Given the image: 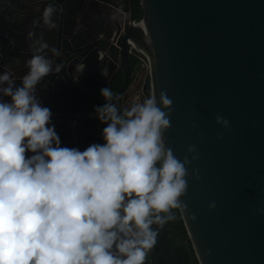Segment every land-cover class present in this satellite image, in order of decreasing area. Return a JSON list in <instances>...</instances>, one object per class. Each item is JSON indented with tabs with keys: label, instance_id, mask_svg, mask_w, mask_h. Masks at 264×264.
<instances>
[{
	"label": "water",
	"instance_id": "obj_1",
	"mask_svg": "<svg viewBox=\"0 0 264 264\" xmlns=\"http://www.w3.org/2000/svg\"><path fill=\"white\" fill-rule=\"evenodd\" d=\"M120 1L124 7L113 0H0V72L11 71L20 86L30 46L42 35L49 45L42 54L62 67L38 83L37 96L52 111L61 146L83 151L104 142L106 124L94 111L106 102L101 88L113 91L111 103L121 113L142 103L130 86L132 42L148 59L150 96L165 90L173 101L166 145L181 159L191 158L189 144L200 153L188 166V191L181 197L187 210L178 209L198 264H264V214L255 211L264 208V0H139L136 25L130 1ZM107 3L128 13L124 32H116L118 46L101 27L111 14ZM47 5L56 8L58 28L49 30L42 21L32 27ZM119 74L122 82L114 88ZM217 113L229 120V129L216 123ZM194 167L199 180L191 177ZM212 201L216 206L209 209ZM155 246L153 264L159 258L178 264L167 224Z\"/></svg>",
	"mask_w": 264,
	"mask_h": 264
},
{
	"label": "clouds",
	"instance_id": "obj_2",
	"mask_svg": "<svg viewBox=\"0 0 264 264\" xmlns=\"http://www.w3.org/2000/svg\"><path fill=\"white\" fill-rule=\"evenodd\" d=\"M55 12L45 6L33 26L42 21L57 29ZM33 36L29 31L26 38ZM48 48L42 35L33 40L20 86L11 71L0 72V94L8 98L0 99V264H145L160 230L175 221L172 210H187L181 197L188 166L200 158L197 146L189 144L191 158L181 159L166 145L174 109L165 90L121 113L109 87L100 89L106 102L94 108L106 124L104 142L83 151L61 146L52 111L37 96L38 83L62 67L42 54ZM50 51L61 55L55 46ZM76 67L85 70L83 62ZM215 121L230 128L219 113ZM191 177L201 179L198 168Z\"/></svg>",
	"mask_w": 264,
	"mask_h": 264
},
{
	"label": "trees",
	"instance_id": "obj_3",
	"mask_svg": "<svg viewBox=\"0 0 264 264\" xmlns=\"http://www.w3.org/2000/svg\"><path fill=\"white\" fill-rule=\"evenodd\" d=\"M129 1L132 5L134 19L140 20L142 17V10L139 0H129ZM129 63L132 73L136 71L140 66L139 60L134 56L129 57ZM121 82H122V76L121 74H119L117 75L113 83L114 88L119 87ZM172 211L176 214V219L175 221H170L166 224L168 230V238L170 239L171 248L175 253L176 260L178 264H198L191 242L189 241V238L183 226L178 209H173ZM159 262L160 264H164L160 258H159ZM145 264H153L151 252L148 253V256L145 260Z\"/></svg>",
	"mask_w": 264,
	"mask_h": 264
},
{
	"label": "built area",
	"instance_id": "obj_4",
	"mask_svg": "<svg viewBox=\"0 0 264 264\" xmlns=\"http://www.w3.org/2000/svg\"><path fill=\"white\" fill-rule=\"evenodd\" d=\"M130 22L136 25L140 22V20L134 19ZM121 32H124V29H121ZM128 42L130 44L129 53L136 54L135 57L140 62L139 68L136 71H134V73L132 74L130 86L136 88V92L142 98V102H143L144 99L150 96V76H149V68H148V59L145 55L142 54L140 50H138L134 46L132 42L130 41ZM116 46H118V44H116Z\"/></svg>",
	"mask_w": 264,
	"mask_h": 264
},
{
	"label": "crops",
	"instance_id": "obj_5",
	"mask_svg": "<svg viewBox=\"0 0 264 264\" xmlns=\"http://www.w3.org/2000/svg\"><path fill=\"white\" fill-rule=\"evenodd\" d=\"M113 2L115 4H117V6L120 5L121 7H124L123 3L120 0H113ZM76 3L77 2H74L72 4V6H75ZM106 6L109 10V13H111V14L108 18L109 20H107L105 18V20H104L105 23H103V25L101 23V27L104 28V31L106 34H108L109 36H114L113 42L115 43L116 42L115 40L118 38L115 33L122 27L123 24H125V20H127V18H128V13L126 11L120 10L118 7H114L113 5H111L109 3H107ZM92 15H93V13H91V16ZM90 23L91 22H89V24ZM38 25H39V23H38ZM38 25H36V26L32 25V27H37ZM42 33H43V31H42ZM38 36H41V35H36L35 39ZM37 47H38V45H37ZM61 107H63L62 103H61Z\"/></svg>",
	"mask_w": 264,
	"mask_h": 264
},
{
	"label": "rangeland",
	"instance_id": "obj_6",
	"mask_svg": "<svg viewBox=\"0 0 264 264\" xmlns=\"http://www.w3.org/2000/svg\"><path fill=\"white\" fill-rule=\"evenodd\" d=\"M121 29H125V28H124V25H122V27L119 29V31H121ZM115 34H116V33H115ZM113 43H114V42H113ZM130 55H131V56H134V57L136 56V54H130ZM135 58H136V57H135Z\"/></svg>",
	"mask_w": 264,
	"mask_h": 264
},
{
	"label": "flooded vegetation",
	"instance_id": "obj_7",
	"mask_svg": "<svg viewBox=\"0 0 264 264\" xmlns=\"http://www.w3.org/2000/svg\"><path fill=\"white\" fill-rule=\"evenodd\" d=\"M123 25H125V24H123ZM125 28V27H124ZM125 30V29H124ZM121 32V31H120ZM116 43V42H115ZM117 44V43H116Z\"/></svg>",
	"mask_w": 264,
	"mask_h": 264
}]
</instances>
